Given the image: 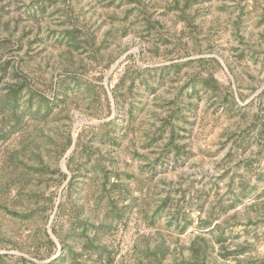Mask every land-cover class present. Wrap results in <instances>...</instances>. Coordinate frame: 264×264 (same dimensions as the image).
I'll list each match as a JSON object with an SVG mask.
<instances>
[{"label": "rangeland", "instance_id": "1", "mask_svg": "<svg viewBox=\"0 0 264 264\" xmlns=\"http://www.w3.org/2000/svg\"><path fill=\"white\" fill-rule=\"evenodd\" d=\"M0 264H264V0H0Z\"/></svg>", "mask_w": 264, "mask_h": 264}, {"label": "water", "instance_id": "2", "mask_svg": "<svg viewBox=\"0 0 264 264\" xmlns=\"http://www.w3.org/2000/svg\"><path fill=\"white\" fill-rule=\"evenodd\" d=\"M77 123H79V121H77ZM63 162H64V161H62V165H63Z\"/></svg>", "mask_w": 264, "mask_h": 264}]
</instances>
